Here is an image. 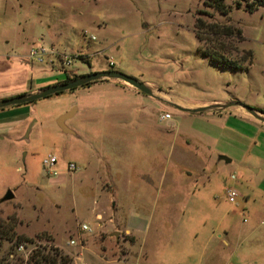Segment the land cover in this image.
Instances as JSON below:
<instances>
[{
    "label": "rangeland",
    "instance_id": "374dc122",
    "mask_svg": "<svg viewBox=\"0 0 264 264\" xmlns=\"http://www.w3.org/2000/svg\"><path fill=\"white\" fill-rule=\"evenodd\" d=\"M203 1L0 0V95L61 74L48 57L28 58L40 44L77 75L117 71L178 104L264 112V7L249 13L242 0H224L221 15ZM196 18L233 34L205 28L197 40ZM200 50L243 68H220ZM116 81L0 109L1 126L22 120L0 132V251L18 236L72 264H257L225 234L243 219L264 230V123L236 106L183 112ZM67 113L65 133L57 119ZM48 156L55 176L42 167Z\"/></svg>",
    "mask_w": 264,
    "mask_h": 264
},
{
    "label": "water",
    "instance_id": "95a60500",
    "mask_svg": "<svg viewBox=\"0 0 264 264\" xmlns=\"http://www.w3.org/2000/svg\"><path fill=\"white\" fill-rule=\"evenodd\" d=\"M103 79L119 80L125 84H128L129 86L133 87L134 89H136L137 91L141 93H144L147 95H153V90L149 88L146 84L138 82L134 78L128 77L121 72L108 70V71L91 72L85 75H80L78 78L74 80H71L68 82L56 83V84L41 88L37 92L24 93V94L15 95V96H12L6 99H1L0 109L5 108V107L19 106L22 104L31 103L33 101L35 102L40 99L47 98L51 95H56L64 91H69V90L81 87L90 82L99 81ZM175 106L178 110L183 111V112H188V113H203L206 111H219V110L227 109L231 106L242 107L252 118L264 123V113L263 112L256 110L254 108L248 107L246 105H242L241 103H238V102L225 103V104H212L208 106L195 107V108H185L179 105H175ZM70 114L71 113L64 114L57 119V124L59 128L65 133L69 131L66 129V127H64L63 122L66 119H68ZM223 159L225 161H228L225 158ZM12 198H13V194L10 190H8L2 197L1 201L2 202L8 201V200H11Z\"/></svg>",
    "mask_w": 264,
    "mask_h": 264
},
{
    "label": "trees",
    "instance_id": "16d2710c",
    "mask_svg": "<svg viewBox=\"0 0 264 264\" xmlns=\"http://www.w3.org/2000/svg\"><path fill=\"white\" fill-rule=\"evenodd\" d=\"M246 6L247 12L251 13L255 11L258 7H264V0H242ZM206 6H211L214 9H216L221 15H226L229 12V7H227L224 4V0H204L203 1ZM235 4L239 7L240 3L235 2ZM205 28H210L213 30L214 33H219V32H224L226 36H230L233 34L231 29L229 27H222L218 25H207L204 23L201 19L196 18L195 22V37L197 40H200L201 37V32ZM236 34L240 36V31L236 30ZM202 56L206 57L211 63L214 65L220 67V68H226L230 70H240L242 69V65L240 62L227 58L221 53H216V52H210L206 50H200ZM249 54V61L251 59V54ZM243 61V60H242ZM80 75H77L76 73L73 72H68L64 77L63 80L60 82H68L71 80H74L78 78ZM101 81V80H99ZM58 82V83H60ZM97 81L90 82L88 84H85L81 87H87L90 84L96 83ZM71 91V90H69ZM62 93V92H61ZM60 94V93H59ZM50 97V96H49ZM31 103H34L31 102ZM29 104V103H27ZM260 111V110H259ZM263 112V111H261ZM264 113V112H263ZM1 235L2 231L0 230ZM8 239L13 238V233L12 235H6ZM26 239H20L18 236H15V243H21L24 242ZM21 241V242H20ZM27 243V242H24ZM29 244V243H28ZM2 259H0L1 261ZM1 263V262H0ZM27 264H72L71 259L67 255H62L60 252H58L56 249H54V252L51 253L50 251H46L44 249H35L32 251V253L29 255Z\"/></svg>",
    "mask_w": 264,
    "mask_h": 264
},
{
    "label": "crops",
    "instance_id": "0c3cea01",
    "mask_svg": "<svg viewBox=\"0 0 264 264\" xmlns=\"http://www.w3.org/2000/svg\"><path fill=\"white\" fill-rule=\"evenodd\" d=\"M63 77L64 76L60 74L59 76L48 77L47 79H44V80H42V81H40L38 83H34V84H30V85L23 84V87L21 86L20 89L14 90L13 92H9L8 94L0 95V99H6L4 97H12L14 95H20V94H24V93L36 92L38 89H41V88H44V87H47V86H50V85H53V84H56V83L62 81ZM108 80L110 81V80H115V79H108ZM116 82H118V81L115 80V84H117ZM121 84H117V85H121ZM122 86L125 87V85H122ZM126 86L127 87H131V86H128V85H126ZM153 92L161 93V94L165 95L164 93L159 92V91H155L154 90ZM165 96H167V95H165ZM174 105H179V106L185 107V108H195V107L208 106V105H212V104H209L207 102H199V103H187V102H185V103H181V104L180 103L179 104L174 103ZM10 108H14V107L12 106ZM9 110H10V112H15V111H13V109H9ZM7 113H9V112H7ZM6 115L7 114L3 111L0 114V119H4V118L6 119V117H7ZM21 121L22 120H17V121H15L13 123L11 122L13 124L11 127H16L19 124H22ZM11 127L7 128V126L6 127L5 126H1L0 132H3L5 129H7V130L11 129ZM238 206H240L241 209L244 210V208L242 207V204H238ZM246 206H247V204H246ZM251 215L252 214L249 213V217L253 218ZM249 221H250L251 224L244 223L246 221H245V219H243L242 223L244 224V226H242V223L234 225L233 228L231 229V231H229V233L227 232V234H225V235L229 236V234H230L231 239L233 240V242H236V241L238 242L239 241L240 244H243V245L245 244V246H246V249H245L246 254H249V257L253 258L254 261L257 262V264H264V263H260V262L256 261V260H259V261H263L264 260V230L263 231L261 230L262 232H260L258 235H256V232L258 231L257 230L258 224H254L253 226H251L254 221H251V220H249ZM248 240L250 241L249 243H248Z\"/></svg>",
    "mask_w": 264,
    "mask_h": 264
},
{
    "label": "built area",
    "instance_id": "2783aa9c",
    "mask_svg": "<svg viewBox=\"0 0 264 264\" xmlns=\"http://www.w3.org/2000/svg\"><path fill=\"white\" fill-rule=\"evenodd\" d=\"M93 39V37H91ZM28 58L31 60H35L38 63H43L45 60V57H48V62L50 63L49 65L52 68H59L61 71V75L65 76L68 72H73L75 73L74 70H69V67L71 66V60L69 58H66L64 56L58 57V54L54 52L52 48H47L44 47L40 44L32 46L29 51H28ZM58 59L59 62L55 65L56 59ZM57 60V61H58ZM109 64L111 65V61H109ZM161 118L163 119H168L169 115L165 114ZM56 164V158L54 156H48L47 158L43 159L42 161V167L45 169V172L49 176H55L56 171L54 169V166ZM68 170H73L74 165L69 164L68 165ZM234 178V176H231ZM239 196L237 191L233 188H228L226 190V198L230 203H235V199ZM80 229L82 231H90V229L85 225H81ZM69 244L72 245L74 242L72 240L69 241ZM2 245H0V248ZM30 245L28 243H17L11 247L9 245L7 248H5L1 252L0 259L5 260V262H9L10 264L13 263L15 260L19 259H25V262L27 261L29 255L32 253L33 249H29ZM29 249V250H28ZM79 264H86L84 262H80Z\"/></svg>",
    "mask_w": 264,
    "mask_h": 264
},
{
    "label": "bare ground",
    "instance_id": "6f19581e",
    "mask_svg": "<svg viewBox=\"0 0 264 264\" xmlns=\"http://www.w3.org/2000/svg\"><path fill=\"white\" fill-rule=\"evenodd\" d=\"M159 95H160V97H162V98H164V99H167V100H169V101H171V102H173V103H176V104H178V102H175V100H173V99H169L167 96H165V95H163V94H161V93H158Z\"/></svg>",
    "mask_w": 264,
    "mask_h": 264
}]
</instances>
